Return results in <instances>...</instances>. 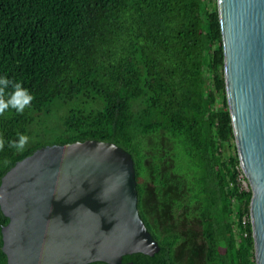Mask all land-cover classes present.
<instances>
[{"label": "trees", "instance_id": "obj_1", "mask_svg": "<svg viewBox=\"0 0 264 264\" xmlns=\"http://www.w3.org/2000/svg\"><path fill=\"white\" fill-rule=\"evenodd\" d=\"M0 76L34 96L0 116V180L47 145L7 142L70 102L49 144L113 142L134 160L139 214L160 249L124 262L255 264L216 0H0ZM8 220L0 210V264Z\"/></svg>", "mask_w": 264, "mask_h": 264}, {"label": "water", "instance_id": "obj_2", "mask_svg": "<svg viewBox=\"0 0 264 264\" xmlns=\"http://www.w3.org/2000/svg\"><path fill=\"white\" fill-rule=\"evenodd\" d=\"M239 166L251 190L255 264H264V0H216ZM7 264H132L160 249L138 210L132 155L113 142L47 144L0 180Z\"/></svg>", "mask_w": 264, "mask_h": 264}, {"label": "clouds", "instance_id": "obj_3", "mask_svg": "<svg viewBox=\"0 0 264 264\" xmlns=\"http://www.w3.org/2000/svg\"><path fill=\"white\" fill-rule=\"evenodd\" d=\"M34 96L19 81L0 76V116L6 111L14 110L17 114L24 113L26 108L31 107ZM16 139H10L7 144L9 148L22 151L29 142V137L22 133L16 134ZM5 147V140L0 136V151Z\"/></svg>", "mask_w": 264, "mask_h": 264}, {"label": "rangeland", "instance_id": "obj_4", "mask_svg": "<svg viewBox=\"0 0 264 264\" xmlns=\"http://www.w3.org/2000/svg\"><path fill=\"white\" fill-rule=\"evenodd\" d=\"M70 106V102L62 103L61 100H56L49 109H44L39 114L34 115V122L29 126L26 134L29 137V142L23 150L37 144L52 143L53 137L60 132L61 118ZM241 188L247 189V186L241 183Z\"/></svg>", "mask_w": 264, "mask_h": 264}, {"label": "built area", "instance_id": "obj_5", "mask_svg": "<svg viewBox=\"0 0 264 264\" xmlns=\"http://www.w3.org/2000/svg\"><path fill=\"white\" fill-rule=\"evenodd\" d=\"M241 169V168H240ZM238 180L241 182V183H244L246 185V181L244 180V174L242 172V170H240V173H239V176H238ZM242 223H246V218H243V221Z\"/></svg>", "mask_w": 264, "mask_h": 264}]
</instances>
